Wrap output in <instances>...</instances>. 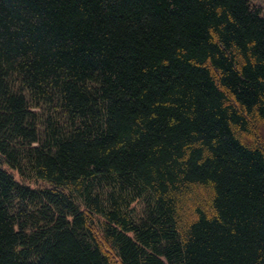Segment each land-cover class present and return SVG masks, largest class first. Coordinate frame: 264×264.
<instances>
[{
	"label": "trees",
	"instance_id": "16d2710c",
	"mask_svg": "<svg viewBox=\"0 0 264 264\" xmlns=\"http://www.w3.org/2000/svg\"><path fill=\"white\" fill-rule=\"evenodd\" d=\"M264 0H0V264H264Z\"/></svg>",
	"mask_w": 264,
	"mask_h": 264
},
{
	"label": "rangeland",
	"instance_id": "374dc122",
	"mask_svg": "<svg viewBox=\"0 0 264 264\" xmlns=\"http://www.w3.org/2000/svg\"><path fill=\"white\" fill-rule=\"evenodd\" d=\"M262 133H263V135H264V126L262 127Z\"/></svg>",
	"mask_w": 264,
	"mask_h": 264
}]
</instances>
